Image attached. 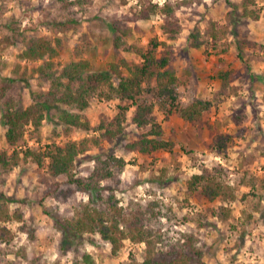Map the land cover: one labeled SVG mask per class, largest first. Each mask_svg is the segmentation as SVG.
I'll list each match as a JSON object with an SVG mask.
<instances>
[{
  "label": "rangeland",
  "instance_id": "rangeland-1",
  "mask_svg": "<svg viewBox=\"0 0 264 264\" xmlns=\"http://www.w3.org/2000/svg\"><path fill=\"white\" fill-rule=\"evenodd\" d=\"M165 1L184 2L177 11L181 32L175 40L167 41L171 49V66L183 82L182 101L188 104L195 99L210 100V123H219L225 133L231 134L233 145L225 155H219L207 147L214 137L213 131L185 122L176 115L164 121L158 114L166 138L178 141L173 155L163 151L151 155L125 153V144L139 139L141 134V130L128 121L121 136L111 141L102 140L100 148L79 155L74 175L86 177L94 167L93 157L97 153L123 157L128 163L121 175V184L115 190L116 198L124 207H152L155 214L159 213L150 222L151 228L161 237L156 252L158 259L169 256L186 236L193 235L197 239L196 246L204 253L205 264H264V200L260 202L259 197L249 194V188L238 184L246 172L264 176V12L258 21L238 25L240 37L250 40L244 48L243 62L236 56L237 39L230 32L226 34L224 42L230 45L221 57V66L230 72V81L228 87L223 88L212 69L213 64L219 63L218 58L210 55L205 46L192 48L188 36L195 26L203 31L209 20L229 31L227 14L231 8L225 0H152L160 5ZM258 4L262 6V0H258ZM61 5L60 0H0V57L7 64L3 77L12 76L17 66L21 72L26 70L29 88L23 90L24 107L32 102V93L44 90L47 83L34 71L42 61L22 60L18 57L23 48L21 42L6 45L1 41L10 34L11 26L18 25L29 37L61 40L62 50L53 60L56 74L61 69L57 64L79 59L75 56L76 47L84 45L85 41H88L89 49L80 57L89 61L90 71L107 69L110 62L117 63L121 58L132 59V54L113 46L114 35L106 27L108 22L130 26L133 32L129 43L139 41L146 46L153 37L166 40L160 29L161 16H152L147 21L135 19V10L140 11L143 7L140 0L82 1L81 6L72 9L80 19L82 29L68 34L57 33L51 25L65 16ZM116 105L114 100L94 99L87 114L91 125L96 127L101 116H114ZM53 114L50 112L46 116L40 138L29 140L26 137L24 148L34 146L44 151L51 143L64 146L97 134L77 130L56 137L52 131L57 122ZM236 116L242 117L241 123L237 124ZM4 134L0 112V150H9ZM218 165L224 168L219 176L235 189V200L210 203L196 192H187V181L193 174ZM0 193L10 199L11 210L18 209L22 213L21 221L6 223L14 239L2 245L6 254L1 264H30L36 258H40V264H81L82 254L91 255L95 264L129 263L131 258L142 261L143 243L125 240L120 253L114 256L111 245L96 234H85L74 238L72 244L68 242L70 234L65 236L58 222L63 223L66 217H71L77 204L87 201L89 196L69 184L65 176H51L47 160L41 167L29 160L9 173L0 167ZM101 193L104 198L108 194L107 190ZM222 208H228L230 212L225 219L216 215Z\"/></svg>",
  "mask_w": 264,
  "mask_h": 264
},
{
  "label": "trees",
  "instance_id": "trees-1",
  "mask_svg": "<svg viewBox=\"0 0 264 264\" xmlns=\"http://www.w3.org/2000/svg\"><path fill=\"white\" fill-rule=\"evenodd\" d=\"M60 1L66 14L52 22V29L63 34L80 32L82 24L72 9L87 0ZM140 2L143 7L140 11L135 10V19L147 21L152 16H161L163 24L160 29L166 40L153 37L146 46L139 41L129 43L133 29L117 22H108L106 27L114 35L113 46L132 54L133 58H121L117 63L110 62L107 69L100 71H90L89 61L80 57L89 49L88 41L76 47L75 56L78 60L56 65L61 67L56 74L53 60L62 50L61 40L46 36L29 37L18 25L9 28L10 34L1 41L6 45L21 42L23 48L18 55L20 59L42 61L34 71L47 86L44 90L33 92L32 102L24 107L23 90L29 88L27 72H21L20 66H17L13 69L12 76L3 77L7 64L0 57V112L5 127V141L9 147V150H0V167L5 173H9L29 160L39 167L47 160L51 176H65L69 184L88 194V200L80 201L71 217H66L63 223L58 222L63 234H70L69 239L66 238L70 244L74 243V238L96 234L111 245L114 256L120 253L125 240L145 245L141 262L131 258L129 263L123 264H205L202 260L204 253L196 246L197 239L193 235L186 236V240L174 248L169 256L162 259L156 257L161 237L151 228L150 222L159 213L155 214L152 207H124L115 195L128 163L123 157L113 153H97L93 157L94 167L86 177L74 175L77 157L87 155L94 148H100L102 140L111 141L121 136L128 121L139 128L141 134L139 139L125 144V153L151 155L163 151L173 155L178 141L175 138H166V132L158 121V114L163 116L164 121H169L171 116L176 115L185 122L202 125L213 131L214 137L207 143V147L219 155H225L234 143L233 136L225 133L219 123H210V100L195 99L188 104L182 101L183 82L176 69L171 66V49L167 41L175 40L181 32L177 11L184 2L165 1L161 5L153 3L152 0ZM262 2L263 5L260 6L258 0H225L231 8L227 14L231 27L229 31L222 30L215 21L210 20L206 22L203 31L199 26L190 30L189 45L194 49L205 46L210 55L218 58L219 63L213 64L212 69L216 78L222 82L223 88L228 87L230 81V72L221 66V57L228 52L230 45L224 42L225 36L230 32L237 39L236 56L243 62L244 48L250 40L240 37L238 25L258 21L264 12V0ZM262 53L264 60V44ZM115 77L118 78L117 81ZM94 99L117 102L115 115L111 118L101 116L96 127L91 125L87 116ZM50 112L54 113L57 121L52 130L56 137L77 130L97 134L64 146L51 143L44 151L34 146L24 148L27 145L26 137L29 140L40 138L44 120ZM235 120L237 124L241 123L242 117L236 116ZM223 170V166L218 165L211 169L203 168L200 173L193 174L187 181V192H196L210 203L235 200V189L219 176ZM238 184L249 188V194L259 197L260 202L264 200V176H253L246 172ZM103 190L108 193L105 198L101 193ZM9 201L5 194L0 193V264L6 254L2 245H7L14 239V234L6 223L22 220L21 211L11 210ZM229 214L228 208H222L216 215L225 219ZM199 225H202L201 222ZM18 255L20 254L17 253ZM80 263L95 264V260L89 254H82ZM30 264H40V258L33 259Z\"/></svg>",
  "mask_w": 264,
  "mask_h": 264
}]
</instances>
